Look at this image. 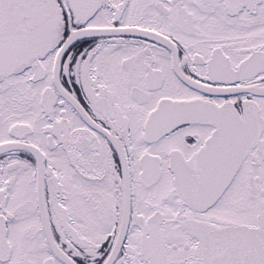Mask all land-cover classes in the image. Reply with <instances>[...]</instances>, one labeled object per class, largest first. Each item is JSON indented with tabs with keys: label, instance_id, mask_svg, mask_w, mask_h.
Masks as SVG:
<instances>
[{
	"label": "snow or ice",
	"instance_id": "1",
	"mask_svg": "<svg viewBox=\"0 0 264 264\" xmlns=\"http://www.w3.org/2000/svg\"><path fill=\"white\" fill-rule=\"evenodd\" d=\"M0 264H264V0H0Z\"/></svg>",
	"mask_w": 264,
	"mask_h": 264
}]
</instances>
